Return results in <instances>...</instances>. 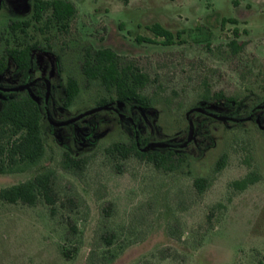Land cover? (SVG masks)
Returning a JSON list of instances; mask_svg holds the SVG:
<instances>
[{"label": "rangeland", "instance_id": "rangeland-1", "mask_svg": "<svg viewBox=\"0 0 264 264\" xmlns=\"http://www.w3.org/2000/svg\"><path fill=\"white\" fill-rule=\"evenodd\" d=\"M67 1L76 14L66 31L53 29L48 38L34 27L29 32L41 43L35 58L47 66L53 85L60 86L52 106L46 99L45 119L55 125H44L46 155L28 172L0 174V187L50 168L56 172L59 197L65 189L75 190L84 203L73 212L58 208L50 217L42 203L0 202V264H264V0ZM31 2L8 0L0 30L8 18L29 14ZM222 19L237 24L222 27ZM155 23L174 35L181 32L183 44H138L137 37L154 38L149 27ZM235 37L238 49L230 46ZM91 48H110L122 64L132 62L148 76L144 93L155 101L151 109L113 103L110 113L94 112L59 126L94 110L103 95L98 86H87L80 70ZM68 77L77 79L80 94L62 112ZM38 87L43 95L46 86ZM206 91L240 104L232 109L200 105ZM52 92L48 88V96ZM88 125L96 128L89 141L84 138ZM67 126L82 138L77 146L60 128ZM134 133L157 148L184 149L189 167L162 172L134 158L121 162L104 156L106 147ZM68 146L88 158L80 178L60 168L62 149ZM222 155L226 164L216 173ZM252 171L260 175L258 183L243 192L232 190L233 181ZM198 177L210 182L203 194L193 187ZM69 225L77 231L69 232Z\"/></svg>", "mask_w": 264, "mask_h": 264}, {"label": "trees", "instance_id": "trees-1", "mask_svg": "<svg viewBox=\"0 0 264 264\" xmlns=\"http://www.w3.org/2000/svg\"><path fill=\"white\" fill-rule=\"evenodd\" d=\"M75 14L76 9L70 1L35 0L31 17L25 22V25L26 27L33 25L44 38H48L53 29L57 32L66 31ZM226 23L237 24V20L222 19V27ZM18 29H20V24L17 21L12 30L18 31ZM149 31L153 34V39L137 37L136 42L163 47L183 44V41L179 40L181 32L174 35L172 31L158 23L150 26ZM237 33L238 31L234 30V35ZM10 40L15 46L0 53V73H3L7 66V57L11 58L19 70H27L30 50L41 47V43L34 36H30V33H10L7 38L1 37L0 43L4 46ZM230 46L234 49L239 48L237 37L231 41ZM80 70L87 86L96 85L103 93L95 102V109L104 108L113 103L123 108L136 107L140 110H149L154 105V99L144 93L150 83L148 76L132 62L122 64L121 57L110 48L87 50ZM79 94V82L74 77H68L64 85L62 101L64 110H69L76 103ZM199 104L203 106L224 105L232 109L234 105L238 106L240 103L233 98L225 97L222 93L211 94L206 91ZM100 112L110 113L108 110L98 111V113ZM207 113L215 118L217 116L210 111ZM45 117L42 105L29 94L19 93L0 99L1 175L22 174L40 166L46 155L44 125L51 129L55 128L54 125L48 123ZM115 118L118 119L117 116ZM91 128L93 131L96 129L94 126ZM93 133L89 138L92 139ZM132 135L124 141H117L106 147L104 156L111 161L121 162L134 158L150 164L155 170L162 172H175L183 167H189L190 156L185 153L184 149L173 145L148 149L149 140L147 138L137 133ZM69 142H73L77 146L81 139L74 141L71 139ZM74 152V148L70 146L62 149L60 168L62 171L80 178L87 168L88 158L79 154L75 155ZM226 160V155L219 157L215 165L216 173L224 169ZM260 178L258 173L252 171L243 178L233 181L230 187L236 192H243L258 183ZM55 180L56 172L50 168H43L24 182L0 187V202L9 205L22 204L27 207H35L42 203L47 206L50 217L56 216L58 208L68 209L70 212L77 210L84 203L83 199L75 190L67 189L61 199L58 191L55 190ZM209 184V180L204 177L193 180V187L198 194H203ZM68 231L76 232L77 228L74 225H69ZM104 240L110 244L109 238L104 237ZM68 254L69 252L63 251L64 257L68 258Z\"/></svg>", "mask_w": 264, "mask_h": 264}, {"label": "flooded vegetation", "instance_id": "flooded-vegetation-1", "mask_svg": "<svg viewBox=\"0 0 264 264\" xmlns=\"http://www.w3.org/2000/svg\"><path fill=\"white\" fill-rule=\"evenodd\" d=\"M7 1L8 0H0V13L5 9L7 6ZM35 0H32L31 5H30V13L20 17L17 20L8 18L7 19V24L3 30H0V33H5V35L9 36L10 33H29L33 29V25H28L26 27L25 22L31 17L32 10H33V3ZM17 21L20 24V29L18 31H13L12 28L15 26ZM4 37L0 35V38ZM13 42L10 40L7 42L6 45L2 46L1 52L3 53L4 51L13 48L15 45L12 44ZM5 49V50H4ZM42 48L40 47H35L30 50V60H29V65L27 70H19L17 66L14 65V62L11 60L10 57H7V62H6V68L3 71V73H0V78H2L5 75H9V82L2 84L0 82V99L6 98V96L12 97V95L19 94V93H26L29 94L30 96H33L37 99H40L42 101H39V104L42 105L45 114L47 113L48 109L47 106L50 104L52 106V102L54 100V96H57V90L59 89V85L54 86L52 83V80L49 79V77L46 74V65H42L38 59L35 58V53L41 51ZM46 51V50H45ZM6 53V52H5ZM59 59L55 60V66L59 67ZM45 66V67H43ZM58 69V68H57ZM40 84H44L46 86V89L42 95V90L43 89H38ZM48 88H50V91L52 92L51 95L48 96ZM63 97H64V89H63ZM48 98L49 103L46 105V99ZM63 101V98L61 99ZM42 102V103H41ZM61 111H64V108L60 106ZM115 113L114 111H112ZM47 115V114H46ZM82 122V121H80ZM67 128L66 132H68V136L70 137L69 139L71 140H77L79 139V136L77 134V129L73 126H67L62 128L65 129ZM88 130V134L85 135V140H91L90 135L93 133V129L91 128L90 125L87 126L86 128ZM92 131V132H91ZM82 139V138H80ZM69 140V141H70ZM172 146V145H171ZM175 146V145H173Z\"/></svg>", "mask_w": 264, "mask_h": 264}, {"label": "water", "instance_id": "water-1", "mask_svg": "<svg viewBox=\"0 0 264 264\" xmlns=\"http://www.w3.org/2000/svg\"><path fill=\"white\" fill-rule=\"evenodd\" d=\"M36 100H37V99H36ZM103 109H104V110H108V109H110V107H109V106H106V107H104V108H99V109H94V110L88 111L87 113H85V114H83V115H81V116H79V117H76V118H74V119H72V120H69V121L64 122V123H62V124H59V126H65V125L71 124V123L75 122L76 120L80 119L81 117H83V116H85V115H87V114H92V113H94V112H98V111H101V110H103ZM257 122H258V120H257ZM54 126H55V125H54ZM186 144H187V143H186ZM156 147H160V146H158V145H156V146L148 145V146H147L148 149H154V148H156Z\"/></svg>", "mask_w": 264, "mask_h": 264}]
</instances>
